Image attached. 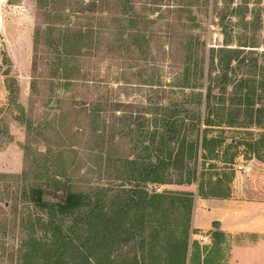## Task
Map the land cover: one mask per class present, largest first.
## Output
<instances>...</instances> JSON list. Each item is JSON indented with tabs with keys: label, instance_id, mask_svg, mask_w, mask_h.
Returning a JSON list of instances; mask_svg holds the SVG:
<instances>
[{
	"label": "rangeland",
	"instance_id": "rangeland-1",
	"mask_svg": "<svg viewBox=\"0 0 264 264\" xmlns=\"http://www.w3.org/2000/svg\"><path fill=\"white\" fill-rule=\"evenodd\" d=\"M222 30L231 36L229 48L250 46L241 56L259 61L247 78L264 83V0H0V84L11 90L0 105V264H19L28 218L47 220L26 199L32 188L57 203L67 190L83 193L92 208L121 219L112 254L117 264L193 262L200 246L191 242L197 230L190 224L198 184L207 194L229 190L219 199L228 229L258 215L253 206L264 203V93L254 98L260 97L254 110L262 113L252 120L241 112L230 127L208 130V138L221 142L216 159L166 168L168 184L124 179L131 170L143 171L126 160L150 155L155 161L141 133L157 132L154 121L165 109H178L183 118L192 108L191 91L179 87L186 70L201 71L202 79L188 82L219 97L211 50L225 47ZM187 43L198 47L189 59ZM196 110L205 116V104ZM232 154L234 164L225 169L220 161ZM191 168L197 182L178 185ZM120 210L127 216L116 217ZM76 218L78 238L82 216ZM106 231L110 235L112 226ZM220 241L227 249L218 260L227 264L230 243ZM176 247L183 260L173 254ZM258 254L254 260L264 264Z\"/></svg>",
	"mask_w": 264,
	"mask_h": 264
},
{
	"label": "trees",
	"instance_id": "trees-1",
	"mask_svg": "<svg viewBox=\"0 0 264 264\" xmlns=\"http://www.w3.org/2000/svg\"><path fill=\"white\" fill-rule=\"evenodd\" d=\"M222 29H224V26H222ZM222 35L225 47L216 50L212 48L211 50L212 54H216L217 65L214 67L217 73L214 82L219 83L221 87L219 97L214 98L212 90L209 88L202 92L198 90L197 84L188 82L191 78H194V81L202 79L203 74L201 71L198 75L196 71L189 75L188 70H186L185 82H181L179 87L191 91V94L188 95V104L192 108L184 110L185 116H182L183 118H181L180 110L175 109L171 112L169 109H165L168 114H161L154 121L157 132L141 133L142 141H148V144L150 143L153 147L155 161L151 162L150 155L138 159L139 162L126 160L128 164L133 165L137 170H143L142 172L129 171L124 178L128 183L135 182L138 185L148 183L168 184L165 175L166 168L174 165L182 167L185 160L196 166L199 158L202 160L207 159V157L209 160L216 159V152L221 142L215 137L208 138V130L221 127L220 124L230 127L234 123L235 116L241 114V112H245V116L250 120H252L254 112L262 113L261 108L254 110L258 101H260V97L258 100H254V98L258 97L257 93H264V83L251 81L247 78L251 77L250 73L255 71L259 60L247 59L245 55L241 56L245 51L243 49L250 46L239 45L243 49L229 48L228 44L231 42V36L225 30H222ZM183 48L185 49L186 58L189 59L195 55L198 47L187 43ZM259 59L264 61V54ZM236 72H239L240 75ZM6 89L11 93L10 88L7 87ZM194 90L199 92L197 91L194 94ZM202 104H205V116L201 118L196 108ZM224 112L227 114H224ZM182 131L184 135L180 140L179 137ZM186 140L188 143H185ZM174 144L177 146L175 149L171 148V145ZM144 149L147 150L148 148ZM199 151L207 153V156L203 157L201 154V157H198ZM235 157V154H232L220 162L225 165V169H230V166L234 164ZM210 167L215 168L214 165ZM195 176L196 169H189L188 178L185 181L180 180L178 185L196 183ZM216 181V184L220 182V180ZM43 194L41 188H32L26 198L34 208L42 212V215L46 214L47 220L44 221L41 217H38L33 220L28 218L24 222L23 227L30 235L23 244L25 251H23L19 264H117L112 260V254L116 251L114 245L119 237V228H123L121 219L116 220V218L115 221H112L103 208H92L91 199L80 192L75 193L67 190L58 203L47 200ZM198 196L203 199H226L229 197V190L227 189L225 193H219L211 189L207 194L203 192L202 185L198 184ZM125 214V211L120 210L115 213V216H127ZM76 215L82 216V220L78 221L82 222V232L78 238L75 236L76 229H79ZM72 216L70 224L66 225L64 221ZM141 216L145 217V214ZM117 223L118 228L115 227ZM107 225L112 226L110 235L107 234V231L105 232ZM38 232L43 233L44 238L36 237L35 233ZM122 241L128 243L129 237L120 240V242ZM173 254L176 255L177 259L179 258L178 260H183V255L178 252L177 247Z\"/></svg>",
	"mask_w": 264,
	"mask_h": 264
},
{
	"label": "crops",
	"instance_id": "crops-1",
	"mask_svg": "<svg viewBox=\"0 0 264 264\" xmlns=\"http://www.w3.org/2000/svg\"><path fill=\"white\" fill-rule=\"evenodd\" d=\"M7 94L5 85L3 88L0 84V105L6 103ZM253 209L255 214L259 212L256 217H252L250 220H236L237 224L234 223L231 225V229H228L222 220L225 209L221 200L203 199L196 195L190 224L191 229L197 230V232L192 233L191 242L199 244L201 231L205 232L206 240L200 243L199 253L197 256H193L194 261L189 264H226L219 261L222 258L221 251L225 253V249H227L225 243L219 242L220 237H223L224 242L227 240L230 243L228 248L231 247V249L228 251L229 261L227 264H261L260 262L256 263L255 255L259 253L258 255L264 256V203L254 204ZM244 222H247L246 225H243L246 228L239 229L240 224ZM190 251L189 249V255H191ZM218 253L220 256L216 255Z\"/></svg>",
	"mask_w": 264,
	"mask_h": 264
},
{
	"label": "built area",
	"instance_id": "built-area-1",
	"mask_svg": "<svg viewBox=\"0 0 264 264\" xmlns=\"http://www.w3.org/2000/svg\"><path fill=\"white\" fill-rule=\"evenodd\" d=\"M237 170L241 171L242 166H238ZM199 235H200L199 243H203L206 240V234H205V232L201 231Z\"/></svg>",
	"mask_w": 264,
	"mask_h": 264
},
{
	"label": "water",
	"instance_id": "water-1",
	"mask_svg": "<svg viewBox=\"0 0 264 264\" xmlns=\"http://www.w3.org/2000/svg\"><path fill=\"white\" fill-rule=\"evenodd\" d=\"M218 226H217V224H216V228H217Z\"/></svg>",
	"mask_w": 264,
	"mask_h": 264
}]
</instances>
